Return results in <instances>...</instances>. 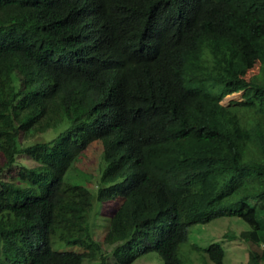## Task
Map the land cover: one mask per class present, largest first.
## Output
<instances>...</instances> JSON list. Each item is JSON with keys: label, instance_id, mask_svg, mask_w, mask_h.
<instances>
[{"label": "trees", "instance_id": "16d2710c", "mask_svg": "<svg viewBox=\"0 0 264 264\" xmlns=\"http://www.w3.org/2000/svg\"><path fill=\"white\" fill-rule=\"evenodd\" d=\"M95 142L94 186L67 181ZM4 147L0 264H82L92 252L52 245L79 232L101 264L106 248L182 264L190 227L221 216L244 220L248 262L264 264V0H0ZM191 247L190 264H224L220 243Z\"/></svg>", "mask_w": 264, "mask_h": 264}, {"label": "rangeland", "instance_id": "374dc122", "mask_svg": "<svg viewBox=\"0 0 264 264\" xmlns=\"http://www.w3.org/2000/svg\"><path fill=\"white\" fill-rule=\"evenodd\" d=\"M242 92L238 91L228 95L222 102L224 104L238 101L242 98ZM66 124H62L57 128H52L50 131L41 134L43 139H47L46 135L50 138L54 137L57 133L62 132ZM7 147L0 148V165L6 161ZM102 146L100 142L91 144L86 150L81 152L68 171L65 174V179L73 183H81L94 186L95 176L98 175L99 156L101 154ZM18 166H10L4 171V176L12 179L19 180ZM255 201V200H254ZM252 201V202H254ZM262 203L260 202L259 205ZM118 202L108 201L102 204V210H98L95 218L91 221L92 236L97 241L103 242L106 232L110 225V218L115 212ZM101 209V208H100ZM247 228V224L242 218L237 216H221L213 219L207 223L193 224L188 233V240L180 244L182 251V264H190L194 257H198L200 252L192 249L191 246L199 245L200 247L207 248L212 243H220L225 249L224 264H251L248 262L249 258V244L240 236V232ZM232 231L236 234L233 238H228L226 232ZM53 239V248L56 250H75V251H89L93 254L84 258L82 264H101V253L94 251V248L84 238V233L79 232L65 237L55 236ZM264 247V238H263ZM107 254L105 264H118L111 253V248L104 249ZM195 261V259H194ZM197 261V259H196ZM133 264H149L145 261L135 262Z\"/></svg>", "mask_w": 264, "mask_h": 264}]
</instances>
